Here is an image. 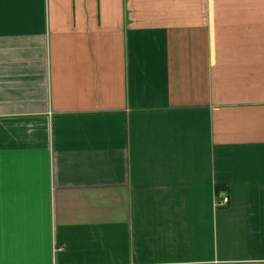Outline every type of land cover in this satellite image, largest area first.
Wrapping results in <instances>:
<instances>
[{
	"label": "crops",
	"instance_id": "obj_1",
	"mask_svg": "<svg viewBox=\"0 0 264 264\" xmlns=\"http://www.w3.org/2000/svg\"><path fill=\"white\" fill-rule=\"evenodd\" d=\"M0 264H264V0H0Z\"/></svg>",
	"mask_w": 264,
	"mask_h": 264
},
{
	"label": "built area",
	"instance_id": "obj_2",
	"mask_svg": "<svg viewBox=\"0 0 264 264\" xmlns=\"http://www.w3.org/2000/svg\"><path fill=\"white\" fill-rule=\"evenodd\" d=\"M227 199V198H226Z\"/></svg>",
	"mask_w": 264,
	"mask_h": 264
}]
</instances>
